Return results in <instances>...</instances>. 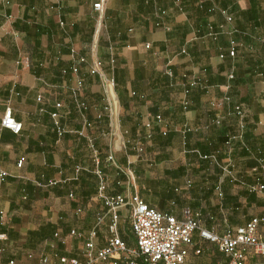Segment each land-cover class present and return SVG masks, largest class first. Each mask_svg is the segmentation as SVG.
<instances>
[{"label": "crops", "instance_id": "0c3cea01", "mask_svg": "<svg viewBox=\"0 0 264 264\" xmlns=\"http://www.w3.org/2000/svg\"><path fill=\"white\" fill-rule=\"evenodd\" d=\"M230 39L237 43L234 58L226 55ZM95 61L102 70L92 76ZM77 78L82 113L72 95ZM192 81L197 85L185 95ZM237 106L245 129L233 143V181L222 171L227 156L220 150L228 135H240ZM7 107L22 127L14 134L0 126V169L7 173L0 183L3 264H38L53 253L83 263V243L67 236L71 230L97 229L95 246L105 245L108 218L98 226L105 210L95 199L96 170L106 176L108 193L136 194L177 219L188 209L216 234L264 217V191L247 188L256 160H264V0H0V123ZM55 111L61 137L50 118ZM51 180L56 184L48 186ZM119 218L129 222L128 210ZM119 233L132 243L120 225ZM201 248L184 264L221 258L213 245Z\"/></svg>", "mask_w": 264, "mask_h": 264}, {"label": "built area", "instance_id": "2783aa9c", "mask_svg": "<svg viewBox=\"0 0 264 264\" xmlns=\"http://www.w3.org/2000/svg\"><path fill=\"white\" fill-rule=\"evenodd\" d=\"M96 12L102 11V5L96 3L93 5ZM227 22H231L232 18L227 15L225 11L221 12ZM210 38L215 40L217 34L214 33L211 25L207 26ZM149 46L146 45V48ZM237 43L235 40L230 39L228 51L226 55L229 58H234L236 55ZM224 54H220L219 58L223 59ZM85 58L79 59V64L85 63ZM110 66H113V59L109 61ZM102 70V62L95 61L93 67L90 69L89 74L92 76L100 75ZM70 72L77 75L79 73L78 65H72ZM65 74L66 71H63ZM234 78L231 71L227 75L228 80ZM114 81L106 82V87L109 91L114 88ZM197 85L192 81L188 84L184 94L187 95L189 90ZM83 86L82 79L77 78L75 88L72 89V95L75 99L77 109L80 113L87 110L84 102L78 101L77 96ZM228 88V87H227ZM110 92V91H109ZM109 94L107 93L106 110L111 109L109 103ZM40 101V99H38ZM183 108L187 107V102L183 101ZM60 103L55 104V109H60ZM233 114L237 117L240 127V135L227 136L223 148L220 150L227 156V162L222 168V171L229 176L233 181H237L232 171L235 165L231 160L233 143L241 140L242 132L245 129L243 121V111L237 106L233 109ZM50 118L53 122L55 131L58 137L64 133L63 128L60 126L58 113L51 112ZM160 120V117H157ZM216 125L220 124L219 119L215 120ZM83 125L85 128L90 127L91 123L84 117ZM1 128L8 129L14 134H19L21 130V123H18L13 115L12 109L7 107L4 111L0 123ZM149 127V125H147ZM79 136H85L83 131L78 132ZM89 145L93 150L95 163L98 164V154L95 149L93 140L86 137ZM246 151H249L245 146ZM217 151L216 154L220 153ZM216 155L202 156L203 159H209ZM112 158H109L111 160ZM256 167L252 168L250 172L255 175L254 184L248 185V191L251 193L264 191V160L258 158ZM21 165V162L18 163ZM79 170H77L78 172ZM96 177L98 179L97 190L95 199L99 201L105 210L102 215L98 217V226L105 224V232L107 233V240L103 247L98 248L95 246V239L98 236L97 229L90 231L88 234L71 230L68 237L75 238L83 243L84 262L82 263L76 257H67L58 253H53L52 258L47 256H40L37 260L38 264H184L190 252L193 251L194 255L201 254V245L207 243L213 245L220 257L214 264H247V257L264 258V217H252L244 225L235 228H228L222 234H216L208 231L200 226L197 220L198 214H192L190 210L183 211V217L177 219L176 217L162 213L159 210L148 206L138 195L132 194L128 198L122 194H111L107 192L108 183L107 178L102 171L96 170ZM7 173L0 169V183L4 181ZM55 181H48V186L55 185ZM120 183H117L119 185ZM190 186V183L187 185ZM123 209L128 210L129 219V233L128 236L132 239V243L124 240L119 233L120 218L119 212ZM3 212L0 211V217ZM194 233H197L199 240L194 241ZM55 239H60L59 233H54ZM6 240L5 234H0V241ZM52 248H54L52 246ZM2 249H0V252ZM32 258L31 255L28 256ZM0 264H3L0 262ZM5 264H14V261H9Z\"/></svg>", "mask_w": 264, "mask_h": 264}, {"label": "rangeland", "instance_id": "374dc122", "mask_svg": "<svg viewBox=\"0 0 264 264\" xmlns=\"http://www.w3.org/2000/svg\"><path fill=\"white\" fill-rule=\"evenodd\" d=\"M120 228H121V231L124 232L125 235H127V233H129V222L127 223L121 222ZM207 262H210V260L208 259L206 263ZM248 264H264V258L253 257V259L250 260V263Z\"/></svg>", "mask_w": 264, "mask_h": 264}, {"label": "bare ground", "instance_id": "6f19581e", "mask_svg": "<svg viewBox=\"0 0 264 264\" xmlns=\"http://www.w3.org/2000/svg\"><path fill=\"white\" fill-rule=\"evenodd\" d=\"M115 108H116V106H115ZM116 111H117V108H116L115 112ZM114 134H115V138H116V144L118 145L117 147L119 148L121 146V140H120V134L118 132L116 124H115V132H114Z\"/></svg>", "mask_w": 264, "mask_h": 264}]
</instances>
